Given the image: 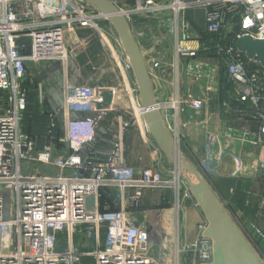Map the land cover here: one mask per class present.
Listing matches in <instances>:
<instances>
[{
	"label": "built area",
	"instance_id": "1",
	"mask_svg": "<svg viewBox=\"0 0 264 264\" xmlns=\"http://www.w3.org/2000/svg\"><path fill=\"white\" fill-rule=\"evenodd\" d=\"M111 1L142 52L139 37H153L161 27L162 39L170 38V47L150 63L144 55L155 86L150 109L159 111L177 149L184 152L186 133L196 122L206 126L207 155L198 166L207 179L221 173L226 158L232 178L254 177L264 155V65L237 42L264 40V0ZM191 11L204 15L203 29L187 15ZM86 26L107 48L116 78L102 86L66 78L62 107L49 113V141L39 147L22 123L28 65L55 61L66 67L75 57L67 37ZM186 79L192 84L184 87ZM0 92L10 94L0 113V264H87L86 257L95 264L213 260V241L203 235L207 219L193 240L180 234L182 200H195L185 174L175 164L166 173L154 166L138 171L128 161L133 128L162 153L157 162L164 164L166 154L152 140L130 57L108 14L86 0H0ZM222 93L229 118L255 125L218 131L208 126L211 115L205 122L196 118L213 94ZM158 188L174 194L173 223L172 233L155 236L138 209L146 190ZM259 207L264 209V199ZM238 224L264 258V227ZM155 243L161 244L156 253Z\"/></svg>",
	"mask_w": 264,
	"mask_h": 264
},
{
	"label": "crops",
	"instance_id": "2",
	"mask_svg": "<svg viewBox=\"0 0 264 264\" xmlns=\"http://www.w3.org/2000/svg\"><path fill=\"white\" fill-rule=\"evenodd\" d=\"M187 15L190 18H194L199 30L203 29L205 25L204 15L200 11H191ZM142 17H138L140 19ZM144 19V18H142ZM109 26L108 23H106ZM164 34V29L159 27L157 33L153 37H139V41L143 46V53H145L148 63H150V57L157 55V51L164 48H169L171 45L170 38L168 40H163L162 35ZM69 46L74 50L75 57L69 62L66 67H63L57 62L43 61L37 64H29V72L27 80L25 81V86L29 90L26 97V111L23 116V129L30 133L39 147H43L49 141V125L50 117L49 113L51 111L59 110L64 101V89L63 85L65 79L68 78L69 81L75 84H90L93 86H102L108 84L116 78V73L112 70V62L108 54V50L102 44L101 38L99 37L96 30L92 27H78L74 32L68 35ZM163 55V59H170L171 57ZM225 76H222V79ZM187 80V81H186ZM183 81L184 87H187L185 82L192 84L190 79ZM10 94L7 92H0V113L5 111ZM226 96L213 94L210 104L206 108L197 112L196 118L201 122H205L209 115L211 120L208 126L213 130H223L229 126L240 128L243 125H255L251 120H245L243 118L232 119L229 118L227 114L224 113L223 102ZM75 115V114H74ZM58 120L62 122V116L59 115ZM206 126L192 123L187 131L186 141L184 144V152L186 153L188 159L200 160L207 155L205 142H206ZM61 132V128H60ZM62 133V132H61ZM138 140V141H137ZM154 142V137L152 138ZM151 140V141H152ZM142 143L145 149L142 153H132L130 156L132 147L136 143ZM156 142V141H155ZM153 144V143H152ZM128 161L133 165L136 170L140 171L142 167L154 166L168 173L169 168L173 166V163L167 158L164 164L157 162V157H159L160 152H155L151 145H148L142 139L137 128H133L132 133L128 136ZM222 170L219 175L212 176L208 178L210 184L213 185V181L217 186L214 189L219 193L220 190L217 188L221 187V180L228 179L230 176V171L232 170V163L230 159H225L222 164ZM251 172H247L246 176ZM232 178V177H231ZM251 176L246 179H250ZM161 190H167L158 188ZM158 189H148L146 190L142 201L146 208L143 210L145 213L151 215H158L162 213L164 218L168 217V220H159L156 222L161 228L159 232L162 233L163 230L170 234L172 233V217L173 208L172 201H165V207L162 206L155 209L154 206L158 205L156 201L159 200L158 193L154 190ZM160 195V193H159ZM158 196V198H156ZM143 202V203H142ZM182 209L180 211L181 219V236L183 241H190L197 237L200 226L205 222L206 218L204 212L200 205L197 204L196 199H186L182 200ZM140 207V208H141ZM259 207V206H258ZM156 211V212H155ZM149 215H145L148 217ZM166 215V217H165ZM252 222H257L264 227V218L253 216L245 220L246 227H249ZM150 226L154 224L150 220ZM153 228V227H152ZM157 230V232H158ZM154 231V228H153ZM155 234V236H158Z\"/></svg>",
	"mask_w": 264,
	"mask_h": 264
},
{
	"label": "water",
	"instance_id": "3",
	"mask_svg": "<svg viewBox=\"0 0 264 264\" xmlns=\"http://www.w3.org/2000/svg\"><path fill=\"white\" fill-rule=\"evenodd\" d=\"M101 13L108 14L121 37L126 53L130 57L132 70L140 89L141 103L146 108L145 119L155 141L180 171L185 173L189 186L199 202L208 226L203 235L213 241L214 258L205 264H264V258L257 251L249 237L233 218L228 206L220 199L209 180L196 168L184 152L177 149L159 111L150 109L155 103V86L148 70L147 61L132 28L111 0H86ZM238 47L250 57L264 65V40L244 37L238 40Z\"/></svg>",
	"mask_w": 264,
	"mask_h": 264
},
{
	"label": "rangeland",
	"instance_id": "4",
	"mask_svg": "<svg viewBox=\"0 0 264 264\" xmlns=\"http://www.w3.org/2000/svg\"><path fill=\"white\" fill-rule=\"evenodd\" d=\"M28 72H29V70H28ZM144 149H145V146L141 142L136 143L135 146L132 147L131 152H129V154H130V156L132 155V153L140 154L143 152ZM190 160L196 165V168L199 169L197 160H195L193 158ZM39 170H41V171H47L48 170L49 171V169H47V167H45V166H40ZM200 172H201V170H200ZM54 173H56V172H54ZM212 184L214 186H217L214 181ZM220 185H221V187L217 188L218 190H220L218 195H219L220 199L226 203V205L228 206L233 217L236 220H238V223L243 225V224H245L246 219L251 218L253 216L264 218V209L258 207L260 202L262 201V199H264V155H263L261 168L258 170V172L255 174L254 177H252L250 179H246V178L235 179V178L229 177L228 179L221 180ZM232 188H235L234 192L231 191ZM154 191L160 193V195L158 193L159 200L156 201L158 203V205L154 206L155 209H158L162 206L165 207V203H163L165 201L164 199H167L168 201L170 200L172 202L174 201V194L171 190L158 189V190H154ZM158 196L156 198H158ZM146 207L143 204V207L138 209L139 218L148 220V222H150V220H151L152 223L154 224V226L151 225V227L154 228L153 232L155 234H158V232H159L158 229L161 227L159 226V228H158V224H156V222L159 221L160 219L161 220L163 219L164 221L168 220V217H166V215H165L166 218H164V215L162 213H160V214L158 213V215H151L150 216L148 213H145L143 211V210H145L144 208H146ZM145 215H149V216L146 217ZM244 228H245V226H244ZM171 229H172V227H171ZM157 230H158V232H157ZM155 240H156V238H153L152 243H154ZM160 247H161V244L159 246H158V244L156 245V243L153 244V247H152L153 252L154 253L158 252L157 250H159ZM85 262L87 264H95V259L92 257H86Z\"/></svg>",
	"mask_w": 264,
	"mask_h": 264
},
{
	"label": "trees",
	"instance_id": "5",
	"mask_svg": "<svg viewBox=\"0 0 264 264\" xmlns=\"http://www.w3.org/2000/svg\"><path fill=\"white\" fill-rule=\"evenodd\" d=\"M208 180V179H207ZM210 182V181H209Z\"/></svg>",
	"mask_w": 264,
	"mask_h": 264
}]
</instances>
